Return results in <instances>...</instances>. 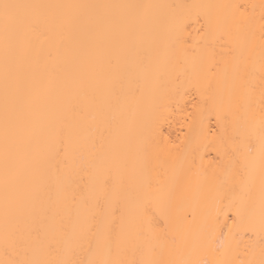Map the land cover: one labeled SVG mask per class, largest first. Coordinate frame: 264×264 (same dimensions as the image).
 <instances>
[{"label":"bare ground","instance_id":"obj_1","mask_svg":"<svg viewBox=\"0 0 264 264\" xmlns=\"http://www.w3.org/2000/svg\"><path fill=\"white\" fill-rule=\"evenodd\" d=\"M5 2L42 7L11 42L0 22V264H264V0ZM97 18L119 21L121 39L85 45L81 21ZM97 197L124 210L123 232ZM49 205L52 255L29 230Z\"/></svg>","mask_w":264,"mask_h":264},{"label":"snow or ice","instance_id":"obj_2","mask_svg":"<svg viewBox=\"0 0 264 264\" xmlns=\"http://www.w3.org/2000/svg\"><path fill=\"white\" fill-rule=\"evenodd\" d=\"M42 6L39 5H28V4H20V3H2L0 4V22H2L4 35L6 41L11 42L14 40L25 28H32L35 30L39 24V18L32 14L29 10L36 9ZM80 7H118L111 5H88V6H80ZM126 7H139V6H126ZM83 25L82 32V42L85 45L91 44L95 42L101 34L107 33L113 39L119 40L121 39V32L119 27V21L116 20H107L104 18L97 19H88L81 21ZM132 27H129L128 37L131 38ZM111 63L119 64V57L113 56L110 60ZM261 72L264 74V62L261 64ZM136 91L141 92V88L137 86ZM262 94H264V89H262ZM112 99L113 103L118 105L120 102V90L118 88H113L112 90ZM63 132L61 130V137ZM238 139V137H233V140ZM260 144L262 149V156H264V119H262V127L260 131ZM61 147L56 148L53 146L54 155H58L59 151H62L63 139L60 140ZM14 144L9 141V133L6 126L5 130V187L7 191L8 187V178L10 173V163L12 161V149ZM54 158V157H53ZM57 169H59V164L57 163ZM101 184L104 186L105 190L114 185L113 178L111 173H105L101 179ZM94 207L97 209V213L107 217L110 220V228L109 232L115 230V220L116 213L119 212V220H120V230L124 231L125 228V213L124 210L113 207L111 205L106 206V202L101 200L99 197L96 198ZM140 211L143 215L147 214L148 204L145 202L141 205ZM40 219L34 222L30 226V232L36 238V240L41 244L42 248H44L49 255H52L56 249L58 240L55 237H48L46 235H42V233L46 232L48 221L55 216V212L53 211L51 205L47 207H43L39 212ZM262 220H264V199H262ZM84 230L91 231V225L85 224L82 226ZM136 236L138 239H143L144 231L141 226L137 227ZM89 247H92L90 242ZM8 264H70L67 260H49V259H36V260H27V261H9ZM77 264H165V262L155 261V260H142V261H123V260H87V261H79ZM185 264H208L206 260H197L185 262Z\"/></svg>","mask_w":264,"mask_h":264}]
</instances>
